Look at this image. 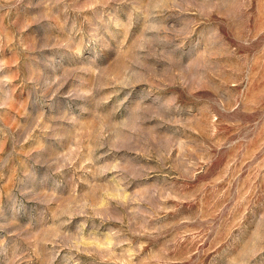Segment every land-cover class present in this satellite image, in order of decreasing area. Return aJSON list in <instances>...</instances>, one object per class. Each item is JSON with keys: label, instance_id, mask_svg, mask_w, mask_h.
Returning a JSON list of instances; mask_svg holds the SVG:
<instances>
[{"label": "rangeland", "instance_id": "rangeland-1", "mask_svg": "<svg viewBox=\"0 0 264 264\" xmlns=\"http://www.w3.org/2000/svg\"><path fill=\"white\" fill-rule=\"evenodd\" d=\"M0 264H264V0H0Z\"/></svg>", "mask_w": 264, "mask_h": 264}]
</instances>
